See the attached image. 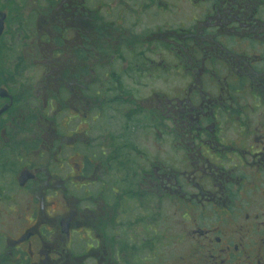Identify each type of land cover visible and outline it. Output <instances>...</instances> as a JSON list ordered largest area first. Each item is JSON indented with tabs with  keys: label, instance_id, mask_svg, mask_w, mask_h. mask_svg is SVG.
Instances as JSON below:
<instances>
[{
	"label": "flooded vegetation",
	"instance_id": "flooded-vegetation-1",
	"mask_svg": "<svg viewBox=\"0 0 264 264\" xmlns=\"http://www.w3.org/2000/svg\"><path fill=\"white\" fill-rule=\"evenodd\" d=\"M35 1L30 29L62 90L51 91L43 108L66 117L39 121L25 136L37 146L26 153L53 165L22 168L32 175L18 185L28 204L10 214L19 212L15 226L6 222L0 264H152L150 252L164 264L166 236L150 225H158L163 201L180 213L175 264H264V0H187L181 21L175 0H155L160 21L142 29L147 53L130 52L128 70L116 69V25L100 15L112 8L100 0ZM147 77L174 78L171 94L140 99ZM6 118L0 204L9 205L5 152L22 128L20 118Z\"/></svg>",
	"mask_w": 264,
	"mask_h": 264
},
{
	"label": "rangeland",
	"instance_id": "rangeland-1",
	"mask_svg": "<svg viewBox=\"0 0 264 264\" xmlns=\"http://www.w3.org/2000/svg\"><path fill=\"white\" fill-rule=\"evenodd\" d=\"M4 1V0H3ZM3 1H0V5L4 6L1 10L7 11L8 17L5 19L7 21L6 29L3 32L2 36L0 37V83H3V87H5L8 91V94L11 96L10 99L8 98H2L5 99L3 101L0 98V106L3 104L9 105L7 110L3 113L6 119L10 117L20 118V126L22 128L21 133L19 134L18 142H15V145H19V153L11 149L10 151L5 152V162L9 161L12 162L11 167L3 173L2 179H1V187L2 191L4 193H7L8 196H13V201L9 203V205L6 204H0V219H4L5 222L0 223V251L3 249V247L7 246V242H9V238L3 236L4 229H7L6 222L12 221L10 225L15 226L18 222L16 219L19 212L16 213V217L13 220V217H11L10 214L14 215L17 209H20L23 207V205H27V194H25V191L18 189V181L17 177L19 172L22 170V168L26 167L28 164H33L35 167L37 166L42 171L48 170L51 172V166L53 165V158L49 157H43L42 159L39 157L38 153H25L24 149L21 146V141L30 140L31 137L25 138L27 136V133L30 131H37L38 123L39 121H46L51 120L53 123H59L61 117H66L65 113L62 112V110L58 109L57 111L52 110L50 112V117L46 115L47 108H43L44 101L46 100V97H48L53 91L54 94L58 95L61 93L62 90H58L60 88L58 75L55 74V72L52 71V64H49L48 60L47 62L42 61L41 58L42 53L40 51V48L37 46V39L35 37V33L30 32V34H27L24 38L20 39L19 42V48H18V55L19 58L9 57L6 55V49H8L7 46L11 44V42H16L19 40L20 34L18 31H14L16 29L17 24L15 22L17 20H20L19 15H21V21H30L33 17L31 11L37 6L35 0H5L4 5ZM102 1V5L107 6L108 14H104L102 12L101 17L106 22H111L116 25V41H117V49L116 53L118 54V59H120L116 65V69H127L130 64L133 65L132 61H129L128 58H125L128 56L130 52L133 53H147L146 45H142L139 43L138 39L141 36V31L145 27H151L152 24H157L160 21V14L155 13L157 16L154 17V13L156 10L153 9L154 4H156L155 0H100ZM110 3V4H109ZM14 4L16 6L14 8ZM89 5H92L89 4ZM8 6V9H7ZM5 8V9H4ZM38 8V6H37ZM190 6L187 0H175V2L172 3L171 9L172 11H176L177 15L180 16L176 20H182L187 15L189 16ZM188 11V12H187ZM108 16H111L112 20L110 21L108 19ZM157 18V19H155ZM116 19V22H115ZM166 19V18H164ZM29 23V22H28ZM135 26V27H134ZM134 27V28H131ZM14 31V32H13ZM134 35V41L138 43H134L131 38L132 35ZM12 32L14 35H12ZM35 46V47H33ZM37 46V47H36ZM110 48V47H109ZM113 48V47H112ZM15 53V52H14ZM158 56H156L157 58ZM18 60V61H15ZM107 69V68H105ZM20 75V76H16ZM55 76L54 79L51 77ZM148 78V77H147ZM142 78V82H148V86L146 88L145 93L138 94L139 98L142 99L144 97H148L150 95L151 91H158L161 93L160 95H170L171 92L169 91L171 85L176 80L174 78ZM14 79H17L20 83H23L22 88H18L19 84L14 83ZM105 79H107L105 77ZM177 79V78H176ZM50 81L51 83H47V81ZM56 80V81H54ZM53 83V84H52ZM7 84V85H6ZM126 87H131V85L128 83ZM57 91V92H55ZM165 93V94H164ZM154 96V95H151ZM90 103L91 108L96 105L95 100L88 101ZM142 104H145L142 101H139ZM15 103L17 107H15ZM32 104V105H31ZM12 105V106H11ZM34 105V106H33ZM12 107L11 109H9ZM122 111H126L123 110ZM11 112V113H10ZM20 113V115L18 114ZM9 116V117H8ZM122 117V116H121ZM43 118V119H42ZM120 119L118 116L116 119ZM28 122V123H27ZM33 122L32 125L30 123ZM77 123V120L73 121L70 125V127H73ZM28 124V125H26ZM24 126L27 127V129L24 128ZM43 138H41L42 140ZM37 148V146L35 147ZM34 148V149H35ZM149 152L152 151L151 147H148ZM22 158V159H21ZM20 159V160H19ZM33 161V162H30ZM49 167V169H48ZM59 173V172H58ZM20 186V185H19ZM29 187H27L28 190ZM70 192L73 191L72 187L70 186ZM41 191V190H40ZM38 191L37 194H35L37 203H39V199L41 192ZM78 194L77 192H75ZM161 214L160 221L155 223H150V225L154 227H158V231L160 233L163 232V234L166 236L164 247H160L159 252L163 254V263L164 264H175L174 261L176 260V257L183 252V247L178 246L174 242L173 236L177 234V231L179 230V226L177 225V222L179 220V212L176 209V206L171 201H163L159 203ZM157 204L154 205V212L157 213ZM8 209V212H4V210ZM10 209H12L14 212H10ZM134 215L137 214V211H133ZM11 218H10V217ZM153 217V216H152ZM151 217V218H152ZM155 218V216H154ZM8 229L5 231V233H8ZM170 237V238H169ZM76 243L81 245L82 243L76 240ZM124 251V249H122ZM121 262L124 260V254H122V257L119 258ZM139 260V257L134 258V260ZM79 261V260H78ZM75 261V262H78ZM149 262H152L157 264L158 260L155 254L150 252L149 254ZM135 264V263H133Z\"/></svg>",
	"mask_w": 264,
	"mask_h": 264
},
{
	"label": "trees",
	"instance_id": "trees-1",
	"mask_svg": "<svg viewBox=\"0 0 264 264\" xmlns=\"http://www.w3.org/2000/svg\"><path fill=\"white\" fill-rule=\"evenodd\" d=\"M16 8V6H15V4H14V8L13 9H15ZM19 18H20V20H17L16 22H15V24H17V26H16V29L14 30V31H18L19 32V34H20V37H19V40L18 41H16V42H11V44L9 45V46H7L8 47V49H6L5 51H6V55H8L9 57H14V58H19V53H18V48H19V42H20V39L21 38H24L27 34H30V32H31V29H30V24L28 23L29 21H21V15H19ZM13 31V32H14ZM12 32V35H14V33ZM1 45V44H0ZM15 52V53H14ZM15 59V61H18V60H20V59H18V60H16ZM16 76H20V75H16ZM18 80L17 79H14V83H18L19 84V82H17ZM7 85V84H6ZM22 88L23 87V83H20L19 84V86H18V88ZM16 104L17 103H15V107H17L16 106ZM20 115V114H19ZM28 123V122H27ZM26 125H28V124H26ZM29 126V125H28ZM12 141H14V142H18L17 140H15L14 138H12L11 139ZM34 144L35 143H27V142H25V141H21V146L23 145V147L22 148H24V152L26 153L27 151H30V150H32L33 149V147H34ZM35 148V147H34ZM7 151V150H6ZM15 151H17V146H16V148H14L13 149V152L15 153ZM11 152V151H10ZM17 153H19L18 151H17ZM22 159V158H21ZM20 160V159H19ZM11 165H12V162L10 163L9 161H6V166H8V167H11Z\"/></svg>",
	"mask_w": 264,
	"mask_h": 264
},
{
	"label": "water",
	"instance_id": "water-1",
	"mask_svg": "<svg viewBox=\"0 0 264 264\" xmlns=\"http://www.w3.org/2000/svg\"><path fill=\"white\" fill-rule=\"evenodd\" d=\"M5 19L6 14L2 11H0V37L2 36L4 29H5ZM0 98H8L10 99L11 96L8 94L7 90L3 87H0ZM9 105L5 104L0 108V115L4 113ZM32 175H30V172L28 170H23L18 175V183L20 186H23L28 179H30Z\"/></svg>",
	"mask_w": 264,
	"mask_h": 264
}]
</instances>
